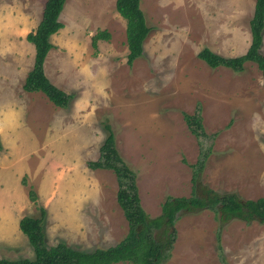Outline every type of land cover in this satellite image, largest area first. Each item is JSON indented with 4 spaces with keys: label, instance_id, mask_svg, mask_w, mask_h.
Instances as JSON below:
<instances>
[{
    "label": "rangeland",
    "instance_id": "374dc122",
    "mask_svg": "<svg viewBox=\"0 0 264 264\" xmlns=\"http://www.w3.org/2000/svg\"><path fill=\"white\" fill-rule=\"evenodd\" d=\"M45 2L0 0V65H14L0 72L21 81L15 92L26 101V121L35 123H22L13 142L1 135L11 148L0 138V154L10 149L0 165L28 171L20 180L19 211L4 218L0 213V257H32L17 221L40 216V207L47 245L62 241L93 251L125 236L120 180L111 169L87 165L98 158L105 125L135 172L139 204L151 217L169 197L192 194L196 162L203 156L201 184L243 199L264 194L262 73L252 61L235 71L211 67L203 58L206 50L223 56L247 50L256 0H140L148 33L132 65L126 62V21L115 0H65L58 17L62 27L50 37L53 46L43 65L51 82L72 94L64 108L22 88L35 51L23 33L36 29ZM101 30L109 39L93 47L91 37ZM5 121L0 114L1 128ZM172 231L173 248L160 264H264L259 221L221 225L203 209L181 213Z\"/></svg>",
    "mask_w": 264,
    "mask_h": 264
},
{
    "label": "trees",
    "instance_id": "16d2710c",
    "mask_svg": "<svg viewBox=\"0 0 264 264\" xmlns=\"http://www.w3.org/2000/svg\"><path fill=\"white\" fill-rule=\"evenodd\" d=\"M64 2L65 0H46L36 29L27 33L26 40L34 45L35 54L33 67L23 84L24 90L39 91L55 106L62 108L68 106L72 94L53 84L46 76L43 65L48 51L53 46L50 36L62 27L58 17ZM115 8L126 21V62L132 65L133 61L142 55V44L148 33L140 0H115ZM249 23L251 41L247 50L237 56H223L206 50L203 58L209 66H223L240 71L246 61H252L264 78V53L261 51L264 0H256ZM109 36L106 30L99 31L91 37L92 46L96 47L98 40L109 39ZM105 128L108 134L99 147L98 158L88 161L87 165L91 169H111L120 180L122 188L117 192V201L128 223L125 236L110 247L96 248L93 251L81 250L62 241L47 245L43 230L45 209L40 207V216L25 215L18 222L20 231L32 248V257H0V264H160L173 248L176 238L172 231L173 224L181 213L208 209L221 225L232 219L247 223L256 220L264 224V194L255 199H243L233 192L219 193L201 184V172L206 156L196 162L192 176V194L169 197L162 204L161 212L157 216L147 215L139 204L135 172L121 157L110 125H105ZM22 182L26 184L25 180ZM28 195L31 200H35V192L32 189L28 191ZM217 241L219 242L218 236ZM218 249L221 250L220 245Z\"/></svg>",
    "mask_w": 264,
    "mask_h": 264
},
{
    "label": "crops",
    "instance_id": "0c3cea01",
    "mask_svg": "<svg viewBox=\"0 0 264 264\" xmlns=\"http://www.w3.org/2000/svg\"><path fill=\"white\" fill-rule=\"evenodd\" d=\"M25 23L26 24L23 23V25H26L27 27L30 26L29 20L26 21ZM27 33H28V30H25L23 33L24 39H26ZM34 54H35V51H34ZM13 66L14 65H0V69H6V67H10V69L13 70L12 68ZM21 66L23 65H20V67ZM0 73L2 76H4L0 78V111H1L0 114H1V117L5 118L6 120L2 128L0 127V138L2 135L6 137L7 139H9V141L13 142L14 139H12V135H14L16 131H18V128L22 125V123L24 122L28 123L26 121V112H27L26 105L27 104H26L25 99H23V97L21 96H18V93L15 92V90L17 91L21 81L20 82L14 81L13 80L14 74H9L8 75L9 78L6 79L7 74L4 72H0ZM17 73L20 74L19 71ZM14 83L17 84V88H13L14 89L13 90L12 87L15 86ZM22 90L23 89H21V91ZM23 93L25 96L24 98H26L25 91ZM39 113L42 115L41 112ZM19 117H22L24 119H22V121H19ZM34 118H37V117L35 116ZM32 121L33 120H31V122L29 121L28 123L29 126L30 125L33 126L35 124ZM1 141L5 143V141L2 140V138H1ZM5 144L8 145L9 148H11L10 143H5ZM8 152L10 155V149L9 151H6L5 153H8ZM5 153H1L0 156L4 155ZM25 172L28 173L27 168H24V167H19V169L15 167L14 170L12 171V169H9L8 165H0V181H3L5 183L2 186V189H0V213L2 214V218L10 217L12 214H15L16 212L19 211L20 204L18 200L19 198H21L22 193H23V189L21 185L22 183L20 182V180L22 179L21 178L22 174H24Z\"/></svg>",
    "mask_w": 264,
    "mask_h": 264
}]
</instances>
